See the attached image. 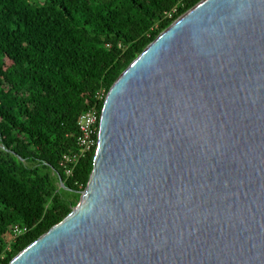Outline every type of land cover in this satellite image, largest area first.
Returning a JSON list of instances; mask_svg holds the SVG:
<instances>
[{
	"label": "water",
	"instance_id": "water-1",
	"mask_svg": "<svg viewBox=\"0 0 264 264\" xmlns=\"http://www.w3.org/2000/svg\"><path fill=\"white\" fill-rule=\"evenodd\" d=\"M94 134L77 203L8 264H264V0H199L165 26Z\"/></svg>",
	"mask_w": 264,
	"mask_h": 264
},
{
	"label": "trees",
	"instance_id": "trees-1",
	"mask_svg": "<svg viewBox=\"0 0 264 264\" xmlns=\"http://www.w3.org/2000/svg\"><path fill=\"white\" fill-rule=\"evenodd\" d=\"M198 1L0 0V264L85 188L96 145L71 173L60 166L79 150L80 115H99L112 79ZM15 226L25 230L14 235Z\"/></svg>",
	"mask_w": 264,
	"mask_h": 264
},
{
	"label": "built area",
	"instance_id": "built-area-1",
	"mask_svg": "<svg viewBox=\"0 0 264 264\" xmlns=\"http://www.w3.org/2000/svg\"><path fill=\"white\" fill-rule=\"evenodd\" d=\"M97 112L95 109L85 111L80 115L77 121L78 134L76 136V145L79 150L70 155H64L60 162L61 167L66 169V173H71V166L75 164L82 156H84L95 145ZM25 228L15 226L13 234H20Z\"/></svg>",
	"mask_w": 264,
	"mask_h": 264
},
{
	"label": "bare ground",
	"instance_id": "bare-ground-1",
	"mask_svg": "<svg viewBox=\"0 0 264 264\" xmlns=\"http://www.w3.org/2000/svg\"><path fill=\"white\" fill-rule=\"evenodd\" d=\"M96 112H97V111H96ZM98 118H99V115H98V113H97V119H98ZM77 128H78V127H77ZM95 132H96V131H95ZM77 134H78V133H77ZM75 142H76V141H75ZM95 145H96V137H95ZM76 152H77V151H76ZM73 153H75V152H73ZM71 154H72V153H71ZM82 157H83V156H82ZM73 165H75V164H73ZM60 166H61V165H60ZM80 194H81V193H80ZM76 203H77V202H76ZM18 253H19V252H18ZM18 253H17V254H18ZM17 254H16V255H17ZM16 255H15V256H16ZM15 256H14V257H15ZM14 257H13V258H14ZM10 261H11V260H10ZM10 261H9V262H10ZM9 262H8V263H9ZM8 263H7V264H8Z\"/></svg>",
	"mask_w": 264,
	"mask_h": 264
}]
</instances>
